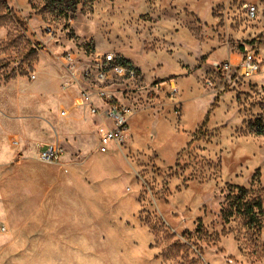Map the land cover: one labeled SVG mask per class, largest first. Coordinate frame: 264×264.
<instances>
[{"label": "rangeland", "instance_id": "rangeland-1", "mask_svg": "<svg viewBox=\"0 0 264 264\" xmlns=\"http://www.w3.org/2000/svg\"><path fill=\"white\" fill-rule=\"evenodd\" d=\"M103 52L139 73L108 89L131 116L106 153L80 99ZM233 186L264 200V0H0V264H264Z\"/></svg>", "mask_w": 264, "mask_h": 264}, {"label": "built area", "instance_id": "built-area-1", "mask_svg": "<svg viewBox=\"0 0 264 264\" xmlns=\"http://www.w3.org/2000/svg\"><path fill=\"white\" fill-rule=\"evenodd\" d=\"M249 20L258 18L259 6L252 2L243 5ZM83 79L86 86L80 92L81 105L88 108L98 118V149L106 153L113 145L119 149L125 144L129 134L131 110L117 101L114 92L108 91L121 81L138 78L137 69L114 52L96 53L83 64ZM232 64L223 63L219 69L226 75L232 71ZM260 61L255 53H247L240 64L243 75L258 73ZM65 157V149L57 143L39 144L37 158L46 164H59Z\"/></svg>", "mask_w": 264, "mask_h": 264}, {"label": "trees", "instance_id": "trees-1", "mask_svg": "<svg viewBox=\"0 0 264 264\" xmlns=\"http://www.w3.org/2000/svg\"><path fill=\"white\" fill-rule=\"evenodd\" d=\"M258 133H263V129L261 128ZM232 189L235 191L229 195L227 208L222 211L224 219L228 221L235 214H240L247 219L251 228L261 232L262 217L264 216L263 198H249V190L241 186H233Z\"/></svg>", "mask_w": 264, "mask_h": 264}]
</instances>
